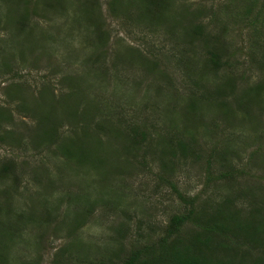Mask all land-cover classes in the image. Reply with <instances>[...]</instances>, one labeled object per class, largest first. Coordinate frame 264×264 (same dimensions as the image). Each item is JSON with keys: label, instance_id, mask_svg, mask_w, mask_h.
Returning a JSON list of instances; mask_svg holds the SVG:
<instances>
[{"label": "rangeland", "instance_id": "374dc122", "mask_svg": "<svg viewBox=\"0 0 264 264\" xmlns=\"http://www.w3.org/2000/svg\"><path fill=\"white\" fill-rule=\"evenodd\" d=\"M163 2L0 0V264L121 262L227 205L264 264V0Z\"/></svg>", "mask_w": 264, "mask_h": 264}, {"label": "trees", "instance_id": "16d2710c", "mask_svg": "<svg viewBox=\"0 0 264 264\" xmlns=\"http://www.w3.org/2000/svg\"><path fill=\"white\" fill-rule=\"evenodd\" d=\"M142 1V4L145 3L144 5L147 7L150 6L154 9L161 7L157 10H161L163 12L166 10V5L163 2L165 0H141V2ZM151 17L153 20V16ZM155 23H158V21H156ZM90 61H92L91 67L93 66V70L101 67V65L99 67L96 66L98 58L96 59V61ZM213 63L217 64L218 60H214ZM96 75L97 74H95V76ZM65 80H67V78H64V80L61 79L60 82H63ZM211 97H214L212 93H210V98ZM41 104L50 105L47 102H42ZM89 124L91 123H83V129L89 127ZM142 136V140H144L145 135ZM188 143L189 142H186L184 140H176L174 142L175 146H173V150H175L176 147L183 152V155H185L186 151L192 150ZM72 159L74 161H78L74 157H72ZM5 168H3L2 170H5ZM231 175V171L227 173H221L219 175V180L228 178ZM209 180L210 178L207 179V182ZM167 183L169 182L167 181ZM170 185H172V188L175 189V185ZM237 194H240V191L237 192ZM237 194H235V197H232L231 200L238 197ZM254 212H256V209H254ZM231 214L232 212L230 205L225 206L224 209L217 208L212 213H204V209L196 211V209L191 208L185 215L173 216L170 224L167 227L168 229L166 231L165 237L160 241L156 248L153 245H146L140 249L130 251L127 256H124L122 258L121 262H118L114 259L102 263L98 262L93 264H249V262L250 264H256L255 261H251L252 258H249V261H247L246 263L243 261V259L239 261V256L236 254V250L238 247L236 245H234L233 247L226 245L227 243H225V240L228 235L233 236L236 241L239 239H245L247 241L251 237V234L248 238H242L231 233L232 228H230V226L225 223L227 217L232 216ZM250 218L254 220V215H252L251 213ZM244 221H246V219H244ZM186 222L193 224L200 231L195 233L194 236L190 237L189 240H184L185 242L183 244H180V242L182 241L178 238V233L180 232L181 227ZM257 230L258 232H261V226H259ZM171 238L174 239L169 242ZM218 238L221 240H218ZM230 243H233V241Z\"/></svg>", "mask_w": 264, "mask_h": 264}]
</instances>
